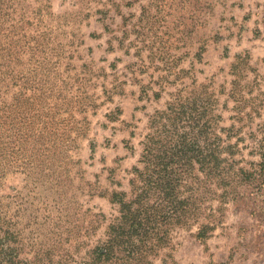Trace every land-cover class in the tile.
<instances>
[{"label": "rangeland", "instance_id": "obj_1", "mask_svg": "<svg viewBox=\"0 0 264 264\" xmlns=\"http://www.w3.org/2000/svg\"><path fill=\"white\" fill-rule=\"evenodd\" d=\"M263 7L264 0H0V118L10 119L20 130L17 141L24 140L22 150L13 144L0 150V207L14 216L23 239L47 247L57 235L76 237L82 242L77 258L103 239L117 216L110 195L128 189L146 116L164 106L169 92L190 85L185 77L158 101L138 100L139 88L125 68L136 59L114 40L122 16L131 30L145 8L140 26L171 36L178 68L192 69L198 83H212L221 126L229 129L235 124L228 97L237 79L232 66L243 70L242 85L256 80L252 96L264 93ZM161 75L150 68L138 77L147 84ZM263 120L264 104L241 132L223 135L226 144L237 142L240 166L257 160L249 155L250 134ZM207 196L202 205L213 214L214 230L204 240L194 236L197 224L174 231L173 260L264 264V217Z\"/></svg>", "mask_w": 264, "mask_h": 264}, {"label": "trees", "instance_id": "obj_2", "mask_svg": "<svg viewBox=\"0 0 264 264\" xmlns=\"http://www.w3.org/2000/svg\"><path fill=\"white\" fill-rule=\"evenodd\" d=\"M144 14L146 10L142 8L138 23L142 24ZM121 18V36L114 40L125 56L136 59L125 68L130 69L139 88V101L160 100L167 86L185 77L190 79V85L169 92L164 106L146 116V133L139 142L136 164L129 172L128 189L110 195L117 216L106 225L103 239L85 251L82 258H77L82 242L76 237L64 240L57 235L58 239L49 241L47 247L31 244L23 239L14 216L0 207V264H177L171 255L174 231L197 224L194 236L204 240L214 230L213 214H205L202 205V196L207 195L220 205L232 201L237 207L253 209L251 215L264 217V120L250 134L254 145L249 155L257 160L246 162V166L234 160L237 142L226 144L223 138L226 133L230 138L241 132L246 121L260 116L264 93L252 96L254 90H259L256 80L242 85L243 70L236 72L238 64L232 66L231 74L237 79L230 82L228 97L234 104L231 118L235 124L226 129L221 126L223 118L212 83H198L192 69L178 68L180 60L172 53L176 49L172 37L140 24L129 30L128 19ZM261 21L264 29V13ZM255 33H259L258 29ZM238 60L241 57L237 56ZM111 68L115 65L111 64ZM150 68L164 75L149 77L151 80L145 84L138 76ZM11 124L10 119L4 123L0 118V150L8 144L23 148L24 140L17 141L20 130ZM238 185L245 187L243 192ZM201 219L206 222L199 224Z\"/></svg>", "mask_w": 264, "mask_h": 264}]
</instances>
